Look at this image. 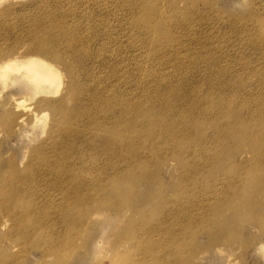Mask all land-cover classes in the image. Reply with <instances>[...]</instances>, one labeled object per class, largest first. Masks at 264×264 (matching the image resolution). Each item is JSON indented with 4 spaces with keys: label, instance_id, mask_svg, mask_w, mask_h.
Segmentation results:
<instances>
[{
    "label": "rangeland",
    "instance_id": "1",
    "mask_svg": "<svg viewBox=\"0 0 264 264\" xmlns=\"http://www.w3.org/2000/svg\"><path fill=\"white\" fill-rule=\"evenodd\" d=\"M36 26L38 28L49 27V32L43 31V36H53L60 40L59 42L61 46L64 45L63 47L73 44L75 50H67L66 47L61 48L59 45L55 50L57 52L59 49L58 51L61 52V60L58 57L51 58L50 56L49 58L47 55L44 56L43 53L32 52V46L33 43H36V38L32 34L33 32L31 33L30 28H37ZM167 29L172 31H166ZM29 35L31 36L29 37ZM40 40L43 41V39ZM169 42L171 45H169ZM162 46L163 49L161 48ZM0 53V62L6 57H29L28 55L37 54L53 64L62 75L59 93L57 95L52 94L49 97L33 94L30 91V86L23 82L12 83L8 81L4 85L0 80V188L9 182L15 181H8L11 180L7 175L11 164H15L16 166L14 167L17 168L15 169L23 173L27 171V162L33 159L37 151L43 149H46L50 154H67L71 159H74L73 161H67V163L63 162L64 166L65 164L72 165L75 168V165H77L85 169L94 167L97 163L105 166L106 161H109L112 154L107 147L112 148V144L117 143L118 140L123 144L131 140L130 143L135 142L133 146H138L136 150H140L139 152L141 153L143 149L141 155L146 154L142 155L143 158L140 157V162L135 164L136 167L133 164L129 166L128 157L124 158L125 161H120L121 164H119L118 158H114L112 162L121 166L117 167V164H114L116 165L115 167L113 166L115 174L109 179L111 181H108L109 183L114 182L111 185L112 188L108 189L106 196L100 197L95 194V197L92 198L93 202L100 200L108 202L111 199L109 201V209H106L107 207L89 209L88 203L92 199L87 201L83 199L82 205L85 210L78 213L79 210L75 209L81 202L73 203V200L66 196V191L61 189V185L64 183L56 182V176L53 171H51L52 174L49 173L48 175L43 171L39 172L40 178L33 172L30 173L33 174V184L36 189H39V192L31 187L32 189L28 188V191H25L24 197H18L17 199V189L12 190L13 194L11 191L6 194H1L0 192L1 198L9 196L11 199L15 195L13 203L9 205V211L15 212L17 218L19 215L21 217V214L24 215V218L27 217L22 225L19 224L17 226V223L15 224L11 220V214L8 209H5V211L0 209V219H2L0 221V264H177L178 253L172 248V246L174 247L173 242H169L167 239H169L168 236L174 238V234L177 231V202L182 198L184 199V195L188 192L190 193L193 186L186 179L185 182H180L179 180L182 175L187 179L189 177L186 174L187 166L190 163L188 159L191 156V150L188 147H195L202 140L198 145L205 146L212 143V145L218 147L228 148V150H231L230 153H232L238 149L250 148V141L245 140L242 134L245 130V133L253 132L257 135H264V0H0ZM10 54L11 56H9ZM91 64H93V67ZM96 65L98 66L96 67ZM70 68L72 69L68 71ZM157 73L158 75L160 74V77ZM161 73H164V78ZM73 74L75 79L77 78V84L74 88L70 84L71 88L69 83H71L70 79H73V76L71 78L70 75ZM79 84H81L84 92L80 93L82 88ZM148 84H150V87ZM181 86L184 87L182 88ZM76 87H80V91ZM178 87L181 88L178 89ZM216 88L217 90L215 91ZM158 90L164 96L157 95ZM178 90L180 91L179 93ZM183 91L185 93L188 92L184 94ZM146 92H149L150 95L146 94ZM68 93L72 94V96L75 94V97H69ZM174 93L176 94L175 96L178 94V98L174 97ZM87 94H89V97ZM92 94L94 95L92 96ZM182 95H186L189 98L184 97V99ZM204 95L206 99H203L205 98ZM209 95H212V98L208 97ZM82 96L86 97L83 98ZM139 96L143 97L144 99L142 98L141 100L145 101L139 100ZM91 97L93 98L89 99ZM132 97L133 100H131ZM45 98L56 100L60 103L62 109H65L63 111L66 113V119H63L64 125L61 131L57 127L59 117L53 113L51 107L44 104L39 106V108L37 107L38 103ZM109 98L110 102L108 101ZM170 98L171 100H169ZM124 99L127 100L125 101ZM151 100L153 102L152 105ZM195 100L199 103L196 102L197 104H195ZM90 101L98 104L92 105L94 103L90 104ZM20 102H23L21 106H19ZM134 102H137V104ZM172 102L177 105V108ZM154 103L157 107H160L158 109L154 108L156 107ZM67 104H70L71 108ZM113 104L117 105L113 107ZM121 104H126L125 107L127 109L124 106L122 108ZM129 104L132 107L128 109ZM181 104L184 105L181 106ZM223 105H225L226 109L222 107ZM66 106L68 112H66ZM136 106L139 107L136 109ZM78 107H82L87 116L85 114L78 115ZM96 107L99 108L97 109ZM112 107L115 112L111 109ZM171 107L175 109H171ZM221 107L224 111L220 109ZM92 108L96 109L93 110ZM201 108L204 110L205 115L202 113ZM70 109L74 110V112L71 110L73 114L70 113ZM142 109L144 112L147 109L146 113L152 111L153 115L150 113L151 115L149 116L148 113L147 116ZM88 110L93 112L90 113ZM119 110L121 113L125 111L127 114L125 113L121 117L122 114L118 112ZM153 110H157L160 114L165 110L166 113L161 114V116L156 111H154V114ZM175 110L177 114L179 113L178 115ZM186 110H188L187 113H182V111ZM110 111L112 112L110 113ZM169 111L172 112L170 113ZM140 112L148 118H145V115L144 117L139 115V118L138 114H142ZM167 112L169 115H167ZM214 112L217 114H214ZM87 113L91 116L96 113L92 117L95 120L88 116ZM240 113L241 115L243 114L242 117H240ZM70 114L72 117L67 116H70ZM10 115L16 119L18 116H22L23 122H19V124L13 122V127L10 126L8 123ZM171 115H175L172 117L174 120L177 118L181 125V130L177 121L176 123L172 122ZM179 115L182 116L179 118ZM198 115L199 117L197 118ZM76 116L78 120L74 121L77 119ZM123 117H126L127 120L123 119ZM113 118H116V120H113ZM242 118L243 120H241ZM178 119H181V122ZM150 121H153V123ZM99 122H102L100 127H98ZM71 123L73 125H70ZM77 123L82 125L80 126ZM84 123L86 124L85 127ZM155 123L156 127L154 128ZM94 124L98 131L93 127ZM114 124L116 129L113 127ZM124 125L126 128L129 126L128 130L123 127ZM148 125L150 128H148ZM214 125H216V128ZM250 125L252 126L250 127ZM106 126L111 127H108V129L110 128L108 130ZM70 127L74 129L72 130ZM136 127L143 132L135 131ZM141 127L143 129L146 127V131L141 130ZM52 128L56 129V131ZM93 129H95L96 133H93ZM216 129H218L219 133ZM75 130L78 133L80 132L79 135ZM110 131L112 135L114 133L115 135L118 134L116 132H119V134L111 136ZM184 131L185 135H183ZM239 131L240 136L237 133L235 134V132ZM120 132L121 134L123 132V136ZM81 133L85 134L81 137ZM90 133H93V135ZM127 133L128 135H124ZM134 133H138V136ZM144 133H147L144 136L147 138L146 140L143 137ZM148 133L150 138L146 137ZM167 133L170 134H168L169 137H165ZM179 133L181 135H178ZM57 135L60 137V141ZM76 135L77 138H75ZM201 135L204 137V141L200 138ZM234 135L237 136L234 137ZM187 136L191 139H188ZM107 137L111 138L112 144L109 139H106ZM53 138H55L54 142L52 141ZM93 138L94 140H92ZM99 138L101 142L98 141L100 140ZM152 139L153 142L160 140L159 143H157L158 141L156 144L153 143L154 148H150L153 147L151 146L153 145L151 144ZM211 139L215 141L214 144ZM90 140L93 143L95 141V150L93 148L94 144L90 145ZM106 140L111 146L106 144L108 143ZM147 140L150 142L148 143ZM220 140L223 142L220 143ZM165 142L168 146H166ZM183 142L186 144H183ZM124 145V148H126L125 154H128V144L127 146L126 144ZM185 146L187 147L185 148ZM147 147L150 149H147ZM96 150H98L97 153ZM83 151L86 155L80 153ZM185 153L189 155L187 154L188 156H186ZM96 154L97 156H95ZM98 154L102 156V159ZM150 154L151 156H148ZM36 157L39 159L41 155ZM183 157L186 158L187 162L184 161ZM245 157L246 153L243 152L236 154L234 160L238 163L242 159L245 160ZM60 169L63 170V167H58L54 171L61 172L59 171ZM102 171H99L101 180L104 175H101ZM82 174L87 175V173ZM37 177L38 181H36ZM49 178L50 183L52 182L51 184H49ZM85 178L90 179L89 177ZM180 184L182 185L180 189L184 192H181L183 194V197L182 195L180 196L181 198L177 194L179 192L177 187ZM65 185L70 187L71 184ZM35 192H38V195ZM96 192L98 193V190ZM233 192L234 190L232 189L221 190V194L216 198L211 197L210 202L206 200L201 202L200 196L202 194L197 193L193 199L195 206L180 212L181 214L184 213L182 216L186 218L181 223L182 227L196 228L193 233L185 237V243L187 244L185 246H194L197 250V254L190 264H264V210L259 211L251 206L250 208L249 205L253 204L254 201L251 199V202H248L250 200L247 201L245 212L239 210V212L243 213L236 222L239 228L233 231L230 230L226 234L230 242L225 243L221 247H217L219 246L217 245L212 248H206L208 247L206 242L209 228H206L201 221L202 215L205 214L203 213L204 208L220 199L229 200L233 197ZM210 193L213 192L210 190L208 194ZM184 200L189 201L186 197ZM239 202L241 203L240 199ZM120 203L121 206L124 203L120 209L113 208ZM237 206L238 203L235 200L234 208H237ZM41 208L42 211L40 210ZM186 214H188V217ZM3 224L6 225L3 226ZM46 224L48 225L46 226ZM15 226L17 227L15 228ZM30 227H33V229ZM234 237H238L239 241H234L236 240Z\"/></svg>",
    "mask_w": 264,
    "mask_h": 264
},
{
    "label": "bare ground",
    "instance_id": "2",
    "mask_svg": "<svg viewBox=\"0 0 264 264\" xmlns=\"http://www.w3.org/2000/svg\"><path fill=\"white\" fill-rule=\"evenodd\" d=\"M171 26V25H170ZM37 27V26H36ZM153 27H155V26H153ZM155 29V28H154ZM157 29V28H156ZM170 29V28H169ZM169 29H167L166 31H168ZM49 30V27L48 28H33V27H31L30 28V31H31V33L32 34H34V37L36 38V43L34 44L33 43V46H32V52H38V53H43L44 54V56L45 55H47V56H49V58H50V56H51V58L52 57H58L60 60L62 59V56H61V52L60 51H58L57 50V52H56V50H55V48H57V47H59V45L61 46V44H60V40H58V39H56V38H54L53 36H51V35H45V36H43L44 34V32L43 31H48ZM157 31V30H156ZM172 31V30H171ZM170 30H169V32H171ZM49 32V31H48ZM30 33V34H31ZM157 34V33H156ZM165 36H166V34H164ZM168 35V34H167ZM169 35H170V33H169ZM31 35H29V37H30ZM164 36V37H165ZM148 37V36H147ZM157 37V36H156ZM163 37V38H164ZM169 37V36H168ZM174 37H175V35H174ZM166 38V37H165ZM40 39H43V41L42 40H40ZM149 40V39H148ZM167 40V39H166ZM82 41V40H81ZM84 41V40H83ZM163 41H165V40H163ZM170 41H172V40H170ZM156 42H158L157 40H156ZM83 43H85V42H83ZM150 43V42H149ZM149 43H147V44H149ZM152 43V42H151ZM153 44V43H152ZM63 45V44H62ZM66 45V44H65ZM159 45H160V43H159ZM169 45H171L170 44V42H169ZM175 45V44H174ZM177 45V44H176ZM64 46V45H63ZM63 46H61V48L63 47ZM153 46H154V44H153ZM66 48H67V50H72V49H74L75 50V48H73L74 46H73V44L72 45H66L65 46ZM65 47H63V48H65ZM162 49H163V46L161 47ZM78 49V48H77ZM153 49V48H152ZM156 49V48H155ZM154 50V49H153ZM63 51H64V49H63ZM67 52V51H66ZM69 52V51H68ZM31 53V52H30ZM1 54V53H0ZM7 54V53H6ZM6 54H5V56H6ZM65 55V54H64ZM2 56V55H1ZM9 56H11V54L9 55ZM29 57H25V56H22V57H14V56H12V57H10V58H7L6 57V59H4L3 61H1L0 62V80L4 83V85H6V83L8 82V81H10V82H23L24 84H26V85H29L30 86V91L33 93V94H36V95H39V96H50V95H52V94H54V95H57V93H59L58 91H59V89H60V87H61V83H62V75H61V73H60V71L53 65V64H51V63H49V62H47L45 59H43V58H41L39 55H37V54H33L32 56L31 55H28ZM89 56V55H88ZM55 58V59H56ZM84 58H85V55H84ZM54 59V58H53ZM64 59H65V57H64ZM83 59V58H82ZM98 60V59H97ZM67 61V60H66ZM84 63H85V59H84ZM87 63V62H86ZM95 63H96V61H95ZM80 64V63H79ZM100 64V63H99ZM69 65V64H68ZM82 65V64H81ZM92 65V67H93V64H91ZM83 66V65H82ZM87 66V65H86ZM98 65H96V67H97ZM107 66V65H106ZM80 68V67H79ZM87 68V67H86ZM86 68H85V70H86ZM89 68H90V65H89ZM145 68H146V66H145ZM66 69H67V67H66ZM72 68H70L68 71H70ZM66 71V70H65ZM80 71V70H79ZM88 71H89V69H88ZM87 71V72H88ZM94 71V70H93ZM142 71V70H141ZM145 71V70H144ZM194 71H196V70H194ZM77 72V71H76ZM75 72V73H76ZM86 72V73H87ZM91 72V71H90ZM145 73V72H144ZM143 73V74H144ZM196 73V72H195ZM71 74V73H70ZM78 74V73H77ZM88 74H89V72H88ZM162 74V73H161ZM164 74V73H163ZM163 74H162V77H163ZM154 75V74H153ZM157 75H158V73H157ZM160 75V74H159ZM158 75V76H159ZM71 76V78H72V76H73V79H70L71 81V83H69V86L71 87V85L70 84H72V87L74 88L75 86H76V84H77V78L75 79V77H74V74L73 75H70ZM204 76H206V75H204ZM142 77H144V76H142ZM146 77V76H145ZM160 77V76H159ZM158 77V78H159ZM166 77V76H165ZM84 78V77H83ZM164 78V77H163ZM175 78V77H174ZM80 79V78H79ZM86 80V79H85ZM140 80H141V77H140ZM151 80H152V78H151ZM151 80H150V82H151ZM165 80V79H164ZM170 80H171V78H170ZM79 81V80H78ZM83 81H84V79H83ZM142 81H144V80H142ZM148 81H149V79H148ZM157 81V80H156ZM166 81H168L167 79H166ZM80 82V81H79ZM158 82V81H157ZM162 82V81H161ZM165 82V81H164ZM138 83V82H137ZM149 83V82H148ZM158 84V83H157ZM80 85V87H81V84H79ZM141 85V84H140ZM86 86V85H85ZM148 86L150 87V84H148ZM153 86V85H152ZM69 87V88H70ZM71 87V88H72ZM80 87L78 88V87H76V88H78L77 90H79L80 89ZM83 87H84V85H83ZM154 87V86H153ZM182 87V86H181ZM180 87V88H181ZM184 87V86H183ZM182 87V88H183ZM82 88V87H81ZM142 88V87H141ZM179 87H178V89H180ZM199 88V87H198ZM144 89L146 90V88L144 87ZM148 89V88H147ZM151 89H152V87H151ZM154 89V88H153ZM161 89V88H160ZM73 90V89H72ZM138 90V89H137ZM140 90V89H139ZM142 90V89H141ZM144 90V91H145ZM150 90V89H149ZM182 90V89H181ZM217 90V88L215 89V91ZM67 91H70V90H67ZM67 91H66V94H67ZM75 91H76V89H75ZM80 91V90H79ZM83 91V88H82V90L80 91V93ZM148 91V90H147ZM151 91V90H150ZM153 91V90H152ZM155 91V90H154ZM159 92H157V95L158 94H160V90H158ZM192 91V90H191ZM195 91V90H194ZM214 91V92H215ZM84 92V91H83ZM90 92V91H89ZM140 92V91H139ZM139 92H137L139 95H140V93ZM164 92V91H163ZM176 92V91H175ZM180 91L178 90V93H179ZM184 92V91H183ZM182 92V93H183ZM188 92V91H187ZM186 92V93H187ZM193 92V91H192ZM196 92V91H195ZM210 92V91H209ZM71 93H73V92H71ZM76 93H77V91H76ZM85 93H87V92H85ZM85 93H83V94H85ZM94 93V92H93ZM96 93V92H95ZM156 93V92H155ZM162 93V92H161ZM165 93V92H164ZM169 93V92H168ZM177 93V92H176ZM181 93V94H182ZM185 92H184V94H186ZM63 94V93H62ZM79 93H77V95H78ZM91 94V93H90ZM146 94H148V95H150L149 94V92L147 93L146 92ZM166 94V93H165ZM170 94V93H169ZM169 94H168V96H169ZM183 94V95H184ZM198 94V93H197ZM207 94H208V91H207ZM210 94V93H209ZM64 95H65V93H64ZM68 95H70L69 97H71L72 96V94H69L68 93ZM75 95V94H74ZM72 96V97H75V96ZM76 95V96H77ZM88 95V97H89V94H87ZM94 94H92V96H93ZM98 95H99V93H98ZM97 95V97H99ZM134 95V94H133ZM161 96L163 95V94H160ZM176 94L174 93V97H177L178 98V94H177V96H175ZM182 95V96H183ZM199 95H200V93H199ZM79 96V95H78ZM77 96V97H78ZM138 96V95H137ZM141 96H143V95H141ZM147 96V95H146ZM164 96V95H163ZM181 96V95H180ZM205 96V95H204ZM212 96V95H211ZM210 95L208 96V97H211ZM215 96V95H214ZM235 96H236V94H235ZM83 97V96H82ZM84 97H86V96H84ZM83 97V98H84ZM96 97V98H97ZM117 97H118V95H117ZM140 97V96H139ZM151 97H153V96H151ZM156 97V96H155ZM160 97V96H159ZM165 97H166V95H165ZM173 97V96H172ZM189 98V97H186V95L185 96H183V98ZM191 97V96H190ZM194 97V96H193ZM192 97V98H193ZM234 97V96H233ZM82 98V99H83ZM93 97H91V98H89V99H92ZM121 98H123V97H121ZM127 98V97H126ZM143 98V97H142ZM141 97L139 98V100H141L142 99ZM154 98V97H153ZM152 98V99H153ZM184 98V99H185ZM192 98H190V99H192ZM195 98V97H194ZM212 98V97H211ZM210 98V99H211ZM66 99H68V98H66ZM77 99V98H76ZM75 99V100H76ZM86 99V98H85ZM95 99V98H94ZM127 99H129V98H127ZM126 99V100H127ZM138 99V98H137ZM144 99V98H143ZM156 99V98H155ZM189 99V100H190ZM197 99V98H196ZM200 99V98H199ZM203 99H206V96H205V98H203ZM235 99V98H234ZM60 100H61V98H60ZM70 100H72V98H70ZM78 100H79V98H78ZM84 100V99H83ZM82 100V101H83ZM86 100H88V99H86ZM96 100V99H95ZM110 100V98L108 99V101ZM114 100V99H113ZM117 100V99H116ZM115 100V101H116ZM125 100V99H124ZM125 100V101H126ZM131 100H133V97L131 98ZM139 100H137V101H139ZM147 100V99H146ZM157 100V99H156ZM155 100V102H157ZM161 100V99H160ZM167 100V99H166ZM169 100H171V98L169 99ZM173 100V99H172ZM177 100V99H176ZM180 100V99H179ZM182 100V99H181ZM193 100V99H192ZM191 100V101H192ZM198 100V99H197ZM244 100V99H243ZM249 100V99H248ZM74 101V100H73ZM85 101V100H84ZM94 101V100H93ZM92 101V102H93ZM97 101H98V98H97ZM120 101H121V99H120ZM124 101V102H125ZM135 101V100H134ZM141 101H143V100H141ZM145 101V100H144ZM143 101V102H144ZM165 101V100H164ZM163 101V102H164ZM168 101V100H167ZM178 101V100H177ZM176 101V102H177ZM187 101V100H186ZM186 101H185V103H186ZM202 101V100H201ZM203 101H208V100H203ZM75 102V101H74ZM79 102H80V100H79ZM78 102V103H79ZM88 102V101H87ZM91 102V101H90ZM92 102L90 103V104H92ZM95 102V101H94ZM93 102V103H94ZM110 102V101H109ZM111 102H113L114 103V101H112L111 100ZM129 102V101H128ZM132 102V101H131ZM151 102H152V100H151ZM169 102V101H168ZM174 102H175V100H174ZM174 102H172L175 106H176V108H177V105L174 103ZM182 102H183V100H182ZM195 102V104H197L196 102H198V101H194ZM66 103V102H65ZM89 103V102H88ZM108 103V102H107ZM120 103V102H119ZM123 103V102H122ZM127 103V102H126ZM134 103H136L137 104V102H134ZM171 103V102H170ZM179 103V102H178ZM189 103V102H188ZM199 103V102H198ZM233 103V102H232ZM23 104V102H20V105L19 106H21ZM42 104H44L45 106H49V107H51V109H52V111H53V113L55 114V115H57L58 117H59V123H58V129H60V131L63 129V119H66L65 118V112L63 111V109H62V106L60 105V103H58L56 100H52V99H50V98H45V99H43L40 103H38V105H37V107L39 108V106H41ZM71 105H73L72 103H70ZM70 104H67L68 106L70 105ZM75 104V103H74ZM82 104V103H81ZM85 104V103H84ZM96 103H94V104H92V105H95ZM98 104V103H97ZM96 104V105H97ZM110 104V103H109ZM108 104V105H109ZM117 104H118V102H117ZM116 104V105H117ZM133 104V103H132ZM145 104V103H144ZM149 104H150V102H149ZM149 104H148V106H149ZM153 104V102L151 103V105ZM157 104V103H156ZM160 104V103H159ZM162 104V103H161ZM165 104H166V102H165ZM164 104V105H165ZM220 104V103H219ZM248 104V103H247ZM71 105H70V107L69 108H71ZM83 105V104H82ZM89 105V104H88ZM87 105V106H88ZM101 105V104H100ZM104 105V104H103ZM106 105V104H105ZM114 105L115 104H113V107H114ZM115 105V106H116ZM125 105L126 104H124V105H122L121 104V106H122V108H123V106L125 107ZM128 105V104H127ZM131 104H129V106H128V109H129V107H132V106H130ZM140 105V104H139ZM154 105H155V103H154ZM154 105H153V107H154ZM167 105H169V104H167ZM166 105V106H167ZM179 105V104H178ZM184 105V104H183ZM182 104H181V106H183ZM194 105V104H193ZM191 106V107H194V106ZM200 105H201V103H200ZM231 105V104H230ZM65 106V105H64ZM77 106V105H76ZM99 106V105H98ZM144 106V105H143ZM147 106V105H146ZM147 106V107H148ZM156 106V105H155ZM171 106V105H170ZM175 106H173V107H175ZM180 106V107H181ZM188 106H189V104H188ZM242 106H244L243 104H242ZM73 107H75V106H73ZM86 107V106H85ZM92 107V106H91ZM94 107V106H93ZM101 107V106H100ZM109 107V106H108ZM113 107L111 108L112 110H113ZM137 107H139V106H136V109H137ZM152 107V108H153ZM160 107V106H159ZM159 107H154V108H159ZM163 107V106H162ZM173 107H171V109H175V108H173ZM185 107H186V105H185ZM199 107V106H198ZM222 107H225V105H223ZM222 107L220 108V109H222ZM97 109L99 108V107H96ZM96 108H92L93 110H95ZM117 108V107H116ZM119 108V107H118ZM126 109H127V107H125ZM124 108V109H125ZM141 108H144V107H141ZM151 108V107H150ZM184 108V107H183ZM183 108H179V109H183ZM188 108H190V107H188ZM195 108H196V106H195ZM228 108V107H227ZM242 108H244V107H242ZM256 108V107H255ZM258 108V107H257ZM66 109H67V106H66ZM77 109L79 110V112L77 111ZM76 109V111H77V113H78V115H81V114H85V110H83L82 109V107L81 108H77ZM107 109V108H106ZM105 109V110H106ZM126 109H125V111H126ZM140 109V108H139ZM145 109V108H144ZM170 109V108H169ZM178 109V110H179ZM193 109V108H192ZM192 109H191V111H192ZM199 109V108H198ZM202 109V108H201ZM219 109V110H220ZM225 109H226V107H225ZM65 110V109H64ZM71 110L72 109H70L69 111H70V113H71ZM89 110H91L90 108H89ZM88 110V111H89ZM105 110H103V112H105ZM116 111H117V109H115ZM121 110V109H120ZM118 111V112H120L121 113V111H123V110H121V111ZM131 110H133L132 108H131ZM143 110V109H142ZM142 110H139V111H142ZM152 110V109H151ZM177 110V109H176ZM176 110H175V112H176ZM181 110H180V112H181ZM185 110V109H184ZM195 110V109H194ZM223 110V109H222ZM222 110H220V111H222ZM230 110V109H229ZM245 110V109H244ZM73 112H74V110H72ZM124 111V113L122 112L121 114V117L122 116H124L125 115V113L127 114V112H125ZM128 111V110H127ZM130 111V110H129ZM146 112H147V109L145 110ZM154 111H156L157 112V110H153V113L155 114V112ZM161 111V110H160ZM165 110H163V113H161L162 115L164 114V113H166V111L164 112ZM167 111H168V109H167ZM173 111V110H172ZM172 111H169L170 113L172 112ZM199 111H200V109H199ZM202 113L204 114V110L202 109ZM211 111V110H210ZM209 111V112H210ZM220 111H219V114H220ZM224 111V110H223ZM227 111V110H226ZM243 111V110H242ZM241 111V112H242ZM255 111V110H254ZM66 112H68V109H67V111ZM90 112V111H89ZM93 112V111H92ZM92 112H90V113H92ZM97 112H98V110H97ZM107 112V111H106ZM112 111H110V113H111ZM113 112H115L114 110H113ZM136 112H138V111H136ZM143 112H144V110H143ZM146 112H144V113H146ZM152 112V111H151ZM150 112V113H151ZM174 112V113H175ZM184 112H188V110H186V111H182V113H184ZM190 112V111H189ZM196 112V111H195ZM201 112V111H200ZM199 112V113H200ZM208 112V113H209ZM217 112H218V110H217ZM227 112H229V111H227ZM239 112V111H238ZM237 112V113H238ZM257 112V111H256ZM255 112V113H256ZM101 113V112H100ZM134 113H135V110H134ZM140 113H142V112H140ZM148 113H149V111H148ZM148 113H146V115L148 114ZM149 113V116L152 114H150ZM158 113V112H157ZM168 113V112H167ZM191 113V112H190ZM194 113V112H193ZM216 112H214V114H215ZM222 113V112H221ZM231 113V112H230ZM229 113V114H230ZM242 113H244V112H242ZM248 113V112H247ZM71 114H73V113H71ZM71 114H70V116L69 115H67L68 117H72L71 116ZM76 114V113H75ZM88 114V113H87ZM96 114V113H95ZM94 114V115H95ZM113 114V113H112ZM124 114V115H123ZM133 114V113H132ZM138 114V113H137ZM160 113H158V115H159ZM160 114V115H161ZM176 114H177V112H176ZM179 114V113H178ZM177 114V115H178ZM189 114V113H188ZM192 114V113H191ZM202 114V115H203ZM211 114V113H210ZM213 114V113H212ZM217 114V113H216ZM223 114H226V113H223ZM250 114V113H249ZM82 115V116H83ZM93 115V114H92ZM94 115L93 116H91V115H89L88 114V116H91V118L92 117H94ZM113 115H115V114H113ZM120 115V114H119ZM130 115H131V113H130ZM135 115H136V113H135ZM139 115H143V113L142 114H138V116ZM145 115V114H144ZM144 115H143V117H144ZM145 115V116H146ZM153 115V114H152ZM161 115V116H162ZM166 115V114H165ZM164 115V116H165ZM167 115H169V113L167 114ZM166 115V116H167ZM176 115V116H177ZM183 115V114H182ZM181 115V116H182ZM195 115V114H194ZM200 115V114H199ZM199 115L197 116V118L199 117ZM205 115V114H204ZM236 115V114H235ZM240 115H241V113H240ZM240 115H238V116H240ZM243 115V114H242ZM242 115L240 116V117H242ZM247 115V114H246ZM85 116H87L86 114H85ZM84 116V117H85ZM98 116V115H97ZM96 116V117H97ZM109 116V115H108ZM126 116H129V115H126ZM132 116V115H131ZM148 116V115H147ZM145 117V118H148V117ZM155 116V115H154ZM157 116V115H156ZM173 115H171V117H172ZM175 116V115H174ZM173 116V117H174ZM180 115L178 116L179 118L181 117ZM190 116V115H189ZM192 116H193V114H192ZM207 116V115H206ZM212 116V115H211ZM210 116V117H211ZM220 116H221V114H220ZM237 116V118H239ZM250 116V115H249ZM74 117H75V115L73 116V119H74ZM77 117V116H76ZM112 117V116H111ZM111 117H109V118H111ZM117 117H118V115H117ZM116 117V118H117ZM120 117V116H119ZM130 117V116H129ZM142 117V116H141ZM159 117V116H158ZM157 117V118H158ZM173 117L171 118V119H173ZM195 117V116H194ZM209 117V116H208ZM213 117V116H212ZM216 117V116H215ZM244 117V116H243ZM83 118V117H82ZM90 118V119H91ZM98 118H99V116H98ZM97 118V119H98ZM108 118V117H107ZM116 118H113V120L115 119L116 120ZM133 118H134V114H133ZM137 118V117H136ZM139 118H140V116H139ZM156 118V119H157ZM160 118V117H159ZM162 118V117H161ZM196 118V117H195ZM194 118V119H195ZM201 118V117H200ZM222 118H223V116H222ZM234 119H235V117H233ZM236 118V119H237ZM69 119V118H68ZM73 119H72V121H73ZM93 120H95L94 118H92ZM101 119V118H100ZM123 119H125V120H127L126 119V117L124 118L123 117ZM151 119V118H150ZM169 119H170V117H169ZM182 119V118H181ZM181 119L179 120L180 122H181ZM191 119V118H190ZM193 119V120H194ZM203 119V118H202ZM207 119V118H206ZM225 119H226V116H225ZM234 119H232V120H234ZM252 119H254V118H252ZM78 120V117H77V119L76 120H74V121H77ZM86 120H87V118H86ZM121 120H122V118H121ZM124 120V121H125ZM133 120V119H132ZM149 120V119H148ZM168 120V119H167ZM166 120V121H167ZM174 120V119H173ZM172 120V122H175L176 123V121H177V118H176V120H174L173 121ZM188 120V119H187ZM198 121H199V119H197ZM197 120H195L197 123H199ZM209 120V119H208ZM238 120V119H237ZM241 120H243V118L241 119ZM65 121V120H64ZM68 121V120H67ZM69 121H70V119H69ZM71 121V122H72ZM79 121H80V118H79ZM82 121H84V120H82ZM99 121V120H98ZM120 121V120H119ZM124 121H121V122H124ZM140 121V120H139ZM143 121V120H142ZM147 121V120H146ZM154 121V120H153ZM153 121H150V122H152L153 123ZM161 121H163L162 119H161ZM186 121V120H185ZM250 121H251V118H250ZM13 122L14 123H17V124H19V122H23V119H22V116H18L17 117V119L15 118V117H12L11 115L8 117V123L10 124V126H12L13 125ZM86 122H88V121H86ZM114 122V121H113ZM132 122V121H131ZM157 122V121H156ZM178 122V121H177ZM193 122V121H192ZM200 122H201V120H200ZM208 122V121H207ZM210 122V121H209ZM67 123V122H66ZM72 123H74V122H72ZM70 124V125H73V124ZM98 123V122H97ZM96 123V124H97ZM100 123H102V122H99V124H98V127H100V126H102ZM109 123V122H108ZM115 123V122H114ZM117 123V122H116ZM129 123V122H128ZM144 123V122H143ZM158 123V122H157ZM162 123H164V122H162ZM195 123V122H194ZM216 123V122H215ZM75 124V123H74ZM77 124H79V123H77ZM103 124H104V122H103ZM125 124V123H124ZM130 124V123H129ZM132 124V123H131ZM134 124V123H133ZM165 124V123H164ZM167 124H168V122H167ZM178 124H179V122H178ZM193 124V123H192ZM203 124V123H202ZM214 124V123H213ZM212 124V125H213ZM218 124V123H217ZM227 124V123H226ZM230 124V123H229ZM67 125V124H66ZM80 126L82 125V124H79ZM85 123H84V127H85ZM107 125V124H106ZM110 125H111V123H110ZM120 125V124H119ZM122 125H123V123H122ZM128 125V124H127ZM136 125H137V123H136ZM145 125V124H144ZM144 125H143V127H144ZM146 125H147V122H146ZM154 125V124H153ZM190 125V124H189ZM218 125H220V124H218ZM218 125H217V128L219 129V127H218ZM9 126V127H10ZM69 126V125H68ZM75 126V125H74ZM78 126V125H77ZM92 126V125H91ZM96 125L94 124V126L93 127H95ZM104 126H105V124H104ZM104 126H103V128H104ZM112 126V125H111ZM111 126H106L107 128L106 129H108V127H111ZM118 126V125H117ZM149 126V125H148ZM147 126V127H148ZM152 126V125H151ZM177 126V125H176ZM176 126H175V128H176ZM181 125L179 124V128H180V130H181V127H180ZM216 125H214V127H215ZM252 125H250V127H251ZM13 127V126H12ZM66 127V126H65ZM92 127V128H93ZM97 127V128H98ZM113 127H115V129H116V126H115V124H114V126ZM120 127V126H119ZM118 127V128H119ZM123 127H125V125L123 126ZM129 127V126H128ZM127 127V128H128ZM143 127H141L140 129L142 130L143 129ZM156 127V123H155V126H154V128ZM173 127H174V125H173ZM213 127V126H212ZM234 127V126H233ZM232 127V128H233ZM249 127V126H248ZM71 128V127H70ZM102 128V127H101ZM102 128V129H103ZM117 128V129H118ZM122 128V127H121ZM120 128V129H121ZM126 128V127H125ZM126 128V129H127ZM146 128V127H145ZM145 128L143 129V130H145ZM148 128H150V126L148 127ZM171 128V127H170ZM216 128V127H215ZM214 128V129H215ZM220 128H222V126L220 125ZM254 128H255V126H254ZM253 128V129H254ZM53 130H54V128H52ZM57 129V130H58ZM72 130L74 129V128H71ZM77 129V128H76ZM84 129V128H83ZM95 129H96V127H95ZM95 129H93V133H96V131H94ZM99 129V128H98ZM110 129V128H109ZM108 129V130H109ZM114 129V130H115ZM147 129V128H146ZM158 129V128H157ZM177 129V128H176ZM218 129H216L217 131H218ZM235 129H236V126H235ZM240 129H242V127H240ZM252 129V128H251ZM256 129V128H255ZM259 129V128H258ZM89 130V129H88ZM97 130V129H96ZM113 130V131H114ZM128 130V129H127ZM156 130V129H155ZM167 130V129H166ZM170 130V129H169ZM173 130H174V128H173ZM179 130V131H180ZM220 130V129H219ZM234 130V129H233ZM54 131H56V129L54 130ZM71 131V130H70ZM76 131V130H75ZM92 131V130H91ZM98 131V130H97ZM100 131V130H99ZM121 131V130H120ZM135 131H139V132H143V131H140L139 129H137V127H136V130ZM135 131H133V132H135ZM146 131V130H145ZM153 131V130H152ZM161 131H162V128H161ZM164 132H165V130H163ZM168 131V130H167ZM177 131H178V129H177ZM248 131V130H247ZM255 131V130H254ZM263 131V130H262ZM261 131V132H262ZM90 132V131H89ZM88 132V133H89ZM133 132H131V133H133ZM155 132V131H154ZM156 132H157V130H156ZM170 132H172V131H170ZM169 132V133H170ZM214 132V131H213ZM242 132V131H241ZM246 132V130L244 131V133ZM260 132V133H261ZM76 133H78L77 131H76ZM80 133V132H79ZM79 133H78V135H79ZM83 133V132H82ZM81 133V137H82V135H84V134H82ZM87 133V132H86ZM93 133H90V134H92L93 135ZM104 133H108V132H104ZM103 133V134H104ZM110 133H111V136H114L115 135V133H114V135H112V132L110 131ZM109 133V134H110ZM116 133H118L119 134V132H116ZM169 133H167V135L165 136V137H167L168 136V134ZM176 133V132H175ZM217 133V132H216ZM218 133H219V131H218ZM237 133V135L238 136H240L239 135V133H240V131L239 132H235V134ZM242 133L243 135H244V139L245 140H247V141H250V148H247V149H245L244 148V150L243 149H241V150H237L236 152H232V153H230V151L231 150H228V148L227 149H225V148H222V147H218V146H216V145H212V143H211V145H205V146H202V145H198V144H200V142L202 141H200L199 143H197V145H195V147H191V145H189L191 148H189L188 147V149H190L191 150V156H190V159H188V161L190 162L189 163V165L187 166L188 167V170H187V177H188V179L187 178H185L184 177V175H182L180 178H179V180H180V182H182V181H184L185 182V179L187 180V181H189L192 185V190L190 191V193L188 192L186 195H184V199H185V197H186V199H188L189 201H186V200H184L183 198L182 199H180V201H178L177 202V208H176V218H177V231H176V233L174 234V238H171V236H168V238L169 239H167V241H169V242H173V244H174V247L172 246V248H174V250L178 253V257H177V264H190V262L192 261V259L195 257V255L197 254V250H196V247H194V246H190V245H188L187 247L185 246V245H187L186 243H185V237H187V236H189L191 233H193L195 230H196V228L195 227H189V228H183L182 227V222L186 219V218H184L182 215L184 214V213H180L181 211H184V210H186V209H191V208H193L194 206H195V204H194V196L197 194V193H201L202 195L200 196L201 198H200V201L201 202H203L204 200H206V201H209L210 202V199H211V197L212 198H216L217 196H219L220 194H221V190H229V189H232V190H234V192H233V194H232V198H230L229 200H227V201H225L226 199H220V200H218L217 202H215V203H213V204H209L206 208H204V211H203V213H205V214H203L202 215V217H201V221H202V223L204 224V226L206 227V228H209V231H207V232H209L208 233V237H207V246L208 247H206V248H212L213 246H217V245H219V246H217V247H221V246H223L225 243H227V242H230V239H229V237H227V232L228 231H230V230H235V229H238L239 228V226H237L236 225V222L239 220V218L238 217H241L242 216V212H239V210H243L244 212H245V209H246V206H247V201L248 200H254L253 201V204L251 203L250 205H249V207L251 206V207H255L256 208V210H259V211H263L264 210V135H262V134H259V135H257V134H255V133ZM259 133V132H258ZM52 134V133H51ZM58 134H60V133H58ZM70 134V133H69ZM75 134V133H74ZM74 134H73V136H74ZM108 134V135H109ZM118 134H116V135H118ZM120 134H121V132H120ZM122 134H123V132H122ZM121 134V135H122ZM134 134H137V136H138V133H134ZM147 134V133H146ZM145 133H144V135H143V137L146 135ZM166 134V133H165ZM232 134H234V133H232ZM55 135V134H54ZM71 135V134H70ZM105 135V134H104ZM115 135V136H116ZM124 135H128V133L127 134H124ZM140 135V134H139ZM142 135V134H141ZM148 135H149V133H148ZM146 136V137H148V138H150V135L149 136ZM153 136H154V134H152ZM170 135V134H169ZM172 135V134H171ZM176 135V134H175ZM178 135H181L180 133L178 134ZM183 135H185V131H184V133H183ZM209 135V134H208ZM213 135V134H212ZM236 135V136H237ZM58 136V135H57ZM90 136V135H89ZM95 136V135H94ZM123 136V135H122ZM161 136L163 137V134L161 133ZM160 136V137H161ZM173 136V135H172ZM221 136V135H220ZM230 136V135H229ZM235 135H234V137H236ZM59 137V136H58ZM79 137V136H78ZM109 137V136H108ZM106 138L107 140L109 139V138ZM141 137V136H140ZM165 137H164V139H165ZM169 137V136H168ZM208 137V136H207ZM206 137V138H207ZM214 137V136H213ZM232 137V136H231ZM55 138H56V135H55ZM55 138H53L52 139V141L55 139ZM74 137H72V139H73ZM75 138H77V135H76V137ZM75 138H74V140H75ZM92 138V137H91ZM117 138V137H116ZM128 138V137H127ZM126 138V139H127ZM130 138V137H129ZM132 138H134L133 136H132ZM145 138V137H144ZM152 138V137H151ZM158 139H159V137H157ZM187 138L189 139L190 137L189 136H187ZM201 139H203L204 137H202V135H201V137H200ZM240 138H242V137H240ZM96 139H97V137H96ZM100 139V138H99ZM115 139V138H114ZM131 139V138H130ZM137 139H138V137H137ZM140 139V138H139ZM147 138H145V140H146ZM161 139V138H160ZM163 139V138H162ZM169 139V138H168ZM168 139H167V141H168ZM191 139V138H190ZM243 139V138H242ZM243 139V140H244ZM57 140V139H56ZM73 140V141H74ZM92 140H94V138L92 139ZM92 140H90V142L92 141ZM104 140H105V138H104ZM106 140V142H108ZM110 141H111V138L109 139ZM112 140H113V138H112ZM116 140V139H115ZM134 140H136V139H134ZM143 140V139H142ZM141 140V141H142ZM149 140V139H148ZM147 140V142L149 143L150 141H148ZM174 140V139H173ZM175 140H177V139H175ZM184 140V139H183ZM207 140V139H206ZM209 140V139H208ZM59 141H60V137H59ZM97 141V140H96ZM98 141H100L101 142V139L100 140H98ZM114 141V140H113ZM126 141V140H125ZM131 141V140H130ZM130 141L129 142H125L124 144H126V146H127V144H128V154H125V152H126V148H124L125 147V145L123 144V143H121V142H119V140H118V142L117 143H115V144H112V141L110 142L113 146H111L110 145V143L108 142V143H106V144H108V145H110L112 148H110V147H107L108 148V150L110 151V152H112V154H114V155H112L111 154V157L109 158V161H106V164H105V166L104 165H98L99 163H97L94 167H90V168H88V169H85V168H82V166H77V165H75L76 167L74 168V166L72 167V165H66L65 164V166H64V163H67V161H73L74 159H71L70 157H69V155H65V154H63V155H60L59 153H52V154H50V153H48V151H46V149H43V150H39V151H37L36 153H35V155L33 156V159L31 160V161H28L27 162V171H24L23 173H20V172H18V170H16L17 168L16 167H14V166H16L15 164H11V166H10V168H9V170L7 171V175H8V177L9 178H11V180H8V181H12V180H15L14 182L12 181V182H9V183H7V184H5V185H3L1 188H0V192H1V194H6V193H8V191H11V193L13 194V192H12V190L14 191V189H17V191H18V196L16 195V199L19 197V198H22V197H24L25 196V191L28 189V188H33V189H35L36 191H38L39 192V189H36L35 188V186H34V184H33V182H34V180H33V174H36V175H38V177L39 176H41V175H39V172L41 173L42 171L44 172V173H46L47 175L50 173V174H52L51 173V171H53V173H55V176H56V182H59V183H64L63 185H61L62 187H61V189L62 190H65L66 191V196L70 199V200H73L72 202L73 203H80L79 205H78V207L75 209V210H79L78 211V213H80V212H82L83 210H85V209H83V208H85V207H83V203H82V200L83 199H85L86 201L87 200H90V199H92L93 197H95V194L96 195H98V196H100V197H103V196H106V193H108V189H110V188H112L111 187V185L114 183V182H112V183H109L110 181H109V179H111L112 178V176H114V174H115V170L113 169L116 165H114V164H117V163H114V162H112L113 160H114V158H118V160H119V164H121L120 163V161H125L124 160V158H126V157H128V159H129V162H130V165L129 166H131V164H133L135 167H136V165L135 164H137L138 162H140V157H142L143 158V156L144 155H146V154H142L141 155V153H142V150H141V153L139 152L140 150H136V149H138V146L136 147V146H133V144L135 143V142H132V143H130ZM133 141V140H132ZM141 141H139L140 143H141ZM158 141V142H157ZM159 141L160 140H156L155 142H153V139H152V143L151 144H153V143H155L156 144V142L157 143H159ZM166 141V142H167ZM180 141V140H179ZM188 141V140H187ZM203 141H204V139H203ZM211 141H213V139H211ZM228 141V140H227ZM54 142V141H53ZM105 142V141H104ZM103 142V144H105ZM115 142V141H114ZM138 142V143H139ZM165 142V144H166V146H168V142L166 143ZM220 143H222L223 141H219ZM87 143H89V142H87ZM93 142H91L90 143V145L92 144ZM97 143V142H96ZM137 143V144H138ZM185 142H183V144H184ZM203 143V142H202ZM207 143H208V141H207ZM215 143V141H213V144ZM241 143H243V142H241ZM55 145H56V143H54ZM83 144H85V143H83ZM94 150H95V141H94ZM100 144V143H99ZM102 144V145H103ZM143 144H144V142H143ZM162 144V143H161ZM181 144H182V139H181ZM186 144V143H185ZM188 144H190V143H188ZM195 144V143H194ZM219 144V143H218ZM136 145V144H135ZM142 145V144H141ZM145 145V144H144ZM147 145V144H146ZM98 146H100V145H98ZM151 146H153V147H150V148H154V144L153 145H151ZM161 147H163L162 145H160ZM165 146V145H164ZM247 146V145H246ZM104 147V146H103ZM139 147H141V146H139ZM182 147V146H181ZM187 146H185V148H186ZM249 147V146H248ZM150 148H148L147 147V149H150ZM160 148V147H159ZM184 149V148H183ZM188 149H185V150H188ZM81 150V149H80ZM92 150V149H91ZM100 150V149H99ZM161 150H162V148H161ZM190 150H189V154H190ZM52 151V150H51ZM55 151V150H54ZM58 151H60V150H58ZM70 151H71V149H70ZM69 151V152H70ZM79 151V150H78ZM145 151V150H144ZM158 151V150H157ZM73 152V151H72ZM93 152V151H92ZM98 152V150H96V153ZM148 152V151H147ZM146 152V153H147ZM149 152H152V151H149ZM155 152H156V150H155ZM188 152V151H187ZM243 152H245L246 153V157H245V160H241V161H238V163L236 162V160H234L235 159V155L236 154H241V153H243ZM80 153H84V151L83 152H80ZM90 153H91V151H90ZM140 153V154H139ZM145 153V152H144ZM95 154V153H94ZM93 154V155H94ZM186 154V156H188L189 154L188 153H185ZM188 154V155H187ZM37 155H41V157L38 159L36 156ZM83 155H86L85 153L83 154ZM98 155H100V154H98ZM105 155V154H104ZM107 155V154H106ZM180 155V154H179ZM78 156V155H77ZM79 156H80V154H79ZM78 156V157H79ZM91 156V155H90ZM95 156H97V154L95 155ZM101 156V155H100ZM148 156H151V154L150 155H148ZM184 156V155H183ZM39 157V156H38ZM73 157H74V155H73ZM108 157V156H107ZM147 157V156H146ZM182 157V156H181ZM80 158V157H79ZM142 158H141V160H142ZM148 158V157H147ZM179 158V157H178ZM184 158V157H183ZM71 159V160H70ZM75 159H76V157H75ZM101 159H102V156H101ZM112 159V160H111ZM148 159H150V158H148ZM185 160L184 161H186V158H184ZM111 160V161H110ZM117 160V161H118ZM146 160V159H145ZM77 161H78V159H77ZM128 161V160H127ZM64 162V163H63ZM75 162H76V160H75ZM98 162H100V161H98ZM108 162V163H107ZM179 162V161H178ZM187 162V161H186ZM73 163V162H72ZM79 163V162H78ZM101 163H102V161H101ZM185 163V162H184ZM76 164V163H75ZM140 164V163H139ZM138 164V165H139ZM186 164V163H185ZM188 164V163H187ZM126 165V164H125ZM137 165V166H138ZM63 167V170H59V171H61V172H57L58 171V169H57V171L55 172L54 171V169H56V168H58V167ZM114 166V167H113ZM119 166H121V165H119ZM118 166V164H117V167H119ZM124 166V165H123ZM128 166V167H129ZM54 167H56V168H54ZM127 167V168H128ZM133 167V166H132ZM131 167V169H133ZM16 168V169H15ZM126 168V169H127ZM44 169H45V171H44ZM116 169V168H115ZM103 170V171H102ZM118 170V169H117ZM129 170V169H128ZM1 171V170H0ZM63 171V172H62ZM99 171H102L101 172V175H103V177H102V180H101V176H99ZM122 171H124V170H122ZM33 172V174H30V173H32ZM125 172V171H124ZM127 172V171H126ZM82 173H87V175H90V176H87L86 174L84 175V174H82ZM119 173L121 174V172L119 171ZM2 174H3V171H2ZM26 174H30V175H26ZM149 174V173H148ZM116 175H118V174H116ZM155 175V174H154ZM123 176V175H122ZM149 176V175H148ZM151 176V175H150ZM38 177L36 178V181H38ZM85 177H89L90 179H87V178H85ZM40 178V177H39ZM43 178H45V177H43ZM100 178V179H99ZM115 178H116V176H115ZM117 178H118V176H117ZM183 178V179H182ZM8 179V178H7ZM42 179V178H41ZM40 179V180H41ZM55 179V178H54ZM49 180V184H51L50 183V178L48 179ZM43 181V180H42ZM45 181V180H44ZM109 181V182H108ZM121 180H120V178H119V182H120ZM36 183V182H35ZM42 183V182H41ZM106 183V184H105ZM108 183V184H107ZM116 184H117V182H115ZM43 184V183H42ZM65 184H71L70 185V187H67ZM182 184V183H181ZM178 185V190H179V192H177V194H178V196L180 197L181 195H182V197H183V194L182 193H184V192H182L181 191V186L182 185ZM184 184V183H183ZM36 185H37V183H36ZM58 185V184H57ZM56 185V186H57ZM38 187V186H37ZM47 187V186H46ZM48 187H49V185H48ZM52 187H53V185H52ZM114 187V186H113ZM31 188V189H32ZM39 188H40V186H39ZM117 188H118V186H117ZM52 189V188H51ZM50 189V190H51ZM55 189H56V187H55ZM61 189H60V191H61ZM98 190V193L96 192ZM212 191L213 193H210V194H208V191ZM28 191V190H27ZM38 192H35L36 193V195H38L37 193ZM46 192H48V191H46ZM50 192V191H49ZM100 192V193H99ZM182 192V193H181ZM30 194V193H29ZM28 194V195H29ZM39 194H41V193H39ZM15 197V195H13L12 196V198L10 199L9 198V196L7 197V198H1V200H0V209H4V211H5V209H8V211H9V205H11V203H13L12 201H14L13 200V198ZM31 198V197H30ZM181 198V197H180ZM4 199H6L5 201H4ZM8 199H10V200H8ZM35 199V198H34ZM109 199V198H108ZM239 199H240V201H241V203L239 202ZM65 200V199H64ZM111 199H109V201H110ZM184 200V201H183ZM236 200V202L238 203V206H237V208H234V201ZM251 200L250 201H248V202H251ZM84 201V200H83ZM109 201L108 202H106V201H94L93 202V199L88 203V205L90 206V207H88L89 209H98V208H104V207H107L106 209H109L110 208V205H109ZM225 201V202H224ZM71 202V203H72ZM106 202V203H105ZM185 203H187V204H185ZM35 204V203H34ZM44 205V204H43ZM69 205H71V204H69ZM87 205V206H88ZM123 205H124V203H123ZM122 205V206H123ZM85 206V205H84ZM86 206V207H87ZM121 203L120 204H116L113 208H116V209H120L121 207ZM34 207V206H33ZM69 207V206H68ZM250 207V208H251ZM35 208V207H34ZM64 208V207H63ZM209 208V209H208ZM65 209V208H64ZM11 210H12V208H11ZM41 211H42V208L40 209ZM57 210H58V208H57ZM208 210V211H207ZM33 211V210H32ZM43 211H46V210H43ZM51 211V210H50ZM64 211V210H63ZM206 211H207V213H206ZM18 212H19V210H18ZM9 213L11 214L10 215V217H11V220L12 221H14V223L16 224L17 223V226L20 224V225H22V223L25 221V218H27V217H25L24 218V215L23 214H21V217H20V215L18 216V218L16 217V215H15V212H13V211H9ZM30 213H31V211H30ZM62 213V212H61ZM239 213V214H238ZM17 214V213H16ZM20 214V213H19ZM34 214H35V211H34ZM42 214V213H41ZM189 214V213H188ZM188 214H186V216L188 217ZM45 215H46V212H45ZM45 215H43V216H45ZM234 215H235V217H234ZM228 219H227V218ZM37 219V218H36ZM50 219V218H49ZM188 219V218H187ZM2 219H0V221H1ZM45 220V219H44ZM52 220V219H51ZM54 221V220H53ZM37 223V222H36ZM234 224V225H233ZM4 225H6V224H3V226ZM40 225V224H39ZM38 225V226H39ZM48 224H46V226H47ZM52 225V224H51ZM175 225V224H174ZM17 226H15V228L17 227ZM41 227V226H40ZM49 227H50V224H49ZM31 228V227H30ZM31 229H33V227L31 228ZM30 229V230H31ZM174 229V228H173ZM172 229V230H173ZM16 230V229H15ZM38 230H40L39 228H38ZM52 230V229H51ZM188 230V231H187ZM225 230H227V231H225ZM169 231V230H168ZM187 231V232H186ZM213 231H215V232H213ZM220 231V232H219ZM29 232H31V231H29ZM31 234V233H30ZM32 235H34V234H32ZM236 240H234V241H239V238L238 237H234ZM174 239V240H173ZM205 243V244H206ZM55 250H56V248H55Z\"/></svg>",
    "mask_w": 264,
    "mask_h": 264
}]
</instances>
